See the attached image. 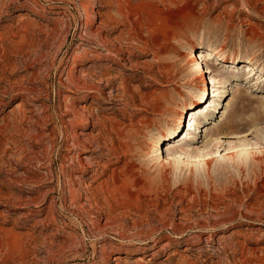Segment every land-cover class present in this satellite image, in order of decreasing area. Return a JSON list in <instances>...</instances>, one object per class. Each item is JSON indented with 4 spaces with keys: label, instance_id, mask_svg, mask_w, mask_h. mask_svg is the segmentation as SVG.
Listing matches in <instances>:
<instances>
[{
    "label": "rangeland",
    "instance_id": "1",
    "mask_svg": "<svg viewBox=\"0 0 264 264\" xmlns=\"http://www.w3.org/2000/svg\"><path fill=\"white\" fill-rule=\"evenodd\" d=\"M0 264H264V0H0Z\"/></svg>",
    "mask_w": 264,
    "mask_h": 264
},
{
    "label": "bare ground",
    "instance_id": "2",
    "mask_svg": "<svg viewBox=\"0 0 264 264\" xmlns=\"http://www.w3.org/2000/svg\"><path fill=\"white\" fill-rule=\"evenodd\" d=\"M222 48L221 47H217V49L216 50H214V52H210V54H212V55H214V54H216V53H218L220 50H221ZM220 52H222V51H220ZM192 57H193V61L195 62V61H198L199 60V58L200 57H203L204 55L202 54V52L201 51H195V52H193L192 54ZM209 57V56H208ZM231 57V59L232 60H234V58L236 57V56H230ZM205 68H206V70H207V65L205 66ZM204 72L205 71H202V69L200 70V75H199V79H198V84H197V86H196V88H197V90L200 92V94H201V92L203 91V86H204V79H205V77H204ZM197 102L196 101H192L191 102V105H194V104H196ZM188 110V109H187ZM189 111H192V110H190L189 109ZM182 113H183V110H181V111H179L176 115H172L170 118H169V122H168V125L170 124V125H172V123L174 122V125H179V123H180V120H181V116H182ZM169 125V126H170ZM198 126H196V128H197ZM190 149L192 150V154L191 153H189L188 155H189V158L187 159V160H189L191 163H194V164H196V163H200L201 161L202 162H204V164H207V159L208 158H202V156H201V153H202V151L201 150H199L198 148H196V147H193L192 145L190 146ZM79 161L81 160V158H79L78 159ZM186 160V161H187ZM82 164V163H81ZM90 168V166L89 167H87V168H85V169H89ZM96 173V172H95ZM95 175V174H94ZM116 259H118V256L117 257H115L114 259H113V261L114 260H116Z\"/></svg>",
    "mask_w": 264,
    "mask_h": 264
}]
</instances>
